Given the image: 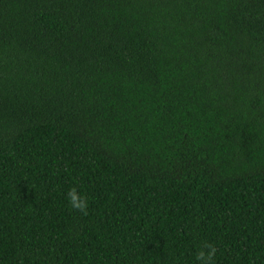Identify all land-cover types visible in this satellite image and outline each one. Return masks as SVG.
<instances>
[{"label": "trees", "instance_id": "1", "mask_svg": "<svg viewBox=\"0 0 264 264\" xmlns=\"http://www.w3.org/2000/svg\"><path fill=\"white\" fill-rule=\"evenodd\" d=\"M205 242L264 264V0H0V264Z\"/></svg>", "mask_w": 264, "mask_h": 264}, {"label": "clouds", "instance_id": "2", "mask_svg": "<svg viewBox=\"0 0 264 264\" xmlns=\"http://www.w3.org/2000/svg\"><path fill=\"white\" fill-rule=\"evenodd\" d=\"M69 204L73 209H78L84 214H87L88 201L86 197H82L78 194L77 190L73 187L67 193ZM207 249V252L205 251ZM216 253V247L210 243L205 242L203 247L197 252L196 259L201 264H210Z\"/></svg>", "mask_w": 264, "mask_h": 264}]
</instances>
